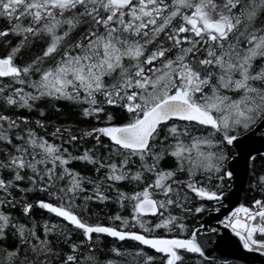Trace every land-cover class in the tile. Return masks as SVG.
Here are the masks:
<instances>
[{
	"label": "snow or ice",
	"instance_id": "snow-or-ice-1",
	"mask_svg": "<svg viewBox=\"0 0 264 264\" xmlns=\"http://www.w3.org/2000/svg\"><path fill=\"white\" fill-rule=\"evenodd\" d=\"M222 232L264 255V0H0V264H220Z\"/></svg>",
	"mask_w": 264,
	"mask_h": 264
},
{
	"label": "water",
	"instance_id": "water-1",
	"mask_svg": "<svg viewBox=\"0 0 264 264\" xmlns=\"http://www.w3.org/2000/svg\"><path fill=\"white\" fill-rule=\"evenodd\" d=\"M243 196V193L234 194L231 198L233 202ZM228 201L225 202V207ZM225 238L220 242L219 246L212 251V255L216 257L220 264H264V255L255 252H247L235 243V238L230 237L227 233H221Z\"/></svg>",
	"mask_w": 264,
	"mask_h": 264
}]
</instances>
